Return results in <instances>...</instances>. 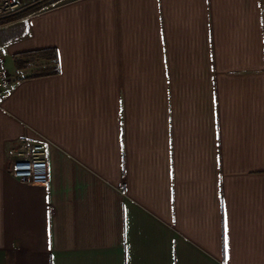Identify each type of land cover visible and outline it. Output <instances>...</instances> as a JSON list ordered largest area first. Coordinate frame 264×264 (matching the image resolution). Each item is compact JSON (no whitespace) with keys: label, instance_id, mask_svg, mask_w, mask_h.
<instances>
[{"label":"crops","instance_id":"1","mask_svg":"<svg viewBox=\"0 0 264 264\" xmlns=\"http://www.w3.org/2000/svg\"><path fill=\"white\" fill-rule=\"evenodd\" d=\"M0 56V264H264V0H57Z\"/></svg>","mask_w":264,"mask_h":264},{"label":"built area","instance_id":"2","mask_svg":"<svg viewBox=\"0 0 264 264\" xmlns=\"http://www.w3.org/2000/svg\"><path fill=\"white\" fill-rule=\"evenodd\" d=\"M30 0H0V19L9 17L21 11ZM11 85V76L6 60L0 56V105L6 91ZM23 152L12 165V175L22 181L36 185H46L50 182V166L42 143L23 139L18 144Z\"/></svg>","mask_w":264,"mask_h":264},{"label":"trees","instance_id":"3","mask_svg":"<svg viewBox=\"0 0 264 264\" xmlns=\"http://www.w3.org/2000/svg\"><path fill=\"white\" fill-rule=\"evenodd\" d=\"M51 4L52 3H50L49 5H46L45 7L42 5H38V6L34 7L33 9H30L29 13L33 14V13L39 12V11L43 10L44 8L49 7ZM14 15L0 19V25H4V24L8 23V20L13 18ZM21 57L25 58L26 61H17L16 62V65L20 68L24 64L27 66L30 63V60H35V58H43V59L51 61L50 63L53 64V66L48 67L45 71L33 74L31 77L35 78V77H40V76L57 75L60 73L59 56H58V52L56 49H46V50L28 52V53L22 54Z\"/></svg>","mask_w":264,"mask_h":264},{"label":"rangeland","instance_id":"4","mask_svg":"<svg viewBox=\"0 0 264 264\" xmlns=\"http://www.w3.org/2000/svg\"><path fill=\"white\" fill-rule=\"evenodd\" d=\"M55 1H57V0H30V3L26 7H24L21 11H19L18 13H16L13 18H11L10 20H8V23H6L4 25H0V29L6 27L7 24H9V23L18 21L20 19H23V18L31 15V13H29L30 9H33L34 7H36L38 5H42V6L45 7L46 5H49L50 3H53ZM38 71L39 70H32V73L33 72H38ZM9 72H10V70H9Z\"/></svg>","mask_w":264,"mask_h":264},{"label":"snow or ice","instance_id":"5","mask_svg":"<svg viewBox=\"0 0 264 264\" xmlns=\"http://www.w3.org/2000/svg\"><path fill=\"white\" fill-rule=\"evenodd\" d=\"M225 253H227V238H225Z\"/></svg>","mask_w":264,"mask_h":264}]
</instances>
